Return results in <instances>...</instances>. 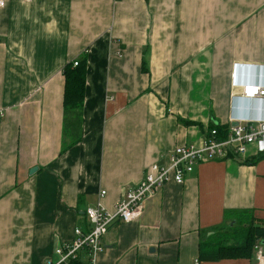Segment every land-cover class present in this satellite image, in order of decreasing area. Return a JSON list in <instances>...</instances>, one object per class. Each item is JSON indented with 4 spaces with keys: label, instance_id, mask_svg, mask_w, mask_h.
<instances>
[{
    "label": "crops",
    "instance_id": "crops-1",
    "mask_svg": "<svg viewBox=\"0 0 264 264\" xmlns=\"http://www.w3.org/2000/svg\"><path fill=\"white\" fill-rule=\"evenodd\" d=\"M84 57L85 102L65 113L63 69ZM247 84L264 85V0H9L0 8V264H46L75 228L88 229L86 209L103 190L113 212L152 164L200 144L210 125L263 118L262 99L232 104ZM251 147L245 161L201 162L146 199L140 218L113 223L97 264H194L232 221L237 231L241 217L264 226V158L254 161L264 153ZM201 264L258 261L253 249Z\"/></svg>",
    "mask_w": 264,
    "mask_h": 264
},
{
    "label": "built area",
    "instance_id": "built-area-1",
    "mask_svg": "<svg viewBox=\"0 0 264 264\" xmlns=\"http://www.w3.org/2000/svg\"><path fill=\"white\" fill-rule=\"evenodd\" d=\"M8 1L0 0V8L5 7ZM77 65L78 60H75L74 66ZM256 98L264 100V85H243L240 91L231 95L232 104L242 99ZM227 124L228 131L224 138L219 136L216 128L209 129L200 144L179 145L169 154L166 163L152 164L139 183L125 189L123 198L113 212L103 205L102 200L106 195V191L103 190L98 203L86 209L88 229L75 228L74 239L57 245L54 250L55 257L49 258L46 264H66L75 258H80L81 264H97L98 256L105 249L103 237L111 225L119 220L128 223L140 218L146 199L171 180L183 184L186 175L192 173L198 164L206 160L234 158L245 161L250 146H255L257 153H264V117L255 119L231 115ZM254 251L258 264H264V244L257 243ZM194 264H201L200 259H196Z\"/></svg>",
    "mask_w": 264,
    "mask_h": 264
},
{
    "label": "trees",
    "instance_id": "trees-1",
    "mask_svg": "<svg viewBox=\"0 0 264 264\" xmlns=\"http://www.w3.org/2000/svg\"><path fill=\"white\" fill-rule=\"evenodd\" d=\"M65 76V94H64V108L65 113L80 112L85 102L86 86H87V58L78 60V65L74 66V62L68 63L63 69ZM1 117V116H0ZM184 123H191L183 120ZM216 128L219 136L224 138L228 131V124L210 125L209 129ZM68 147L65 146L63 150L66 151ZM264 158L259 155L254 161ZM252 161L253 163H255ZM246 217H241L242 230H238L234 225H228L226 233L223 230L216 232L214 235L208 237L204 244L201 243L199 259L201 261H219L223 258L229 257H249L251 256L254 246L257 243L264 244V226L253 225L252 223L246 225ZM245 224V225H244ZM241 226V225H240ZM224 229V228H222ZM239 234L240 240H233L234 242L227 245L225 238L234 236V233ZM226 244V245H225ZM80 258L70 259L66 264H81Z\"/></svg>",
    "mask_w": 264,
    "mask_h": 264
},
{
    "label": "clouds",
    "instance_id": "clouds-1",
    "mask_svg": "<svg viewBox=\"0 0 264 264\" xmlns=\"http://www.w3.org/2000/svg\"><path fill=\"white\" fill-rule=\"evenodd\" d=\"M247 102V104H249L248 102H251V100H244V99H242V100H240L239 102H236L235 104H236V106H235V109H238V108H240L241 110L243 109V108H245L246 107V105L247 104H244V103H246ZM240 106V107H239Z\"/></svg>",
    "mask_w": 264,
    "mask_h": 264
},
{
    "label": "rangeland",
    "instance_id": "rangeland-1",
    "mask_svg": "<svg viewBox=\"0 0 264 264\" xmlns=\"http://www.w3.org/2000/svg\"><path fill=\"white\" fill-rule=\"evenodd\" d=\"M82 57H83V56H82ZM244 104H247V102L244 103ZM251 148H252V147L250 146L249 150H251ZM233 222H234V221H232V222L230 223V225H234Z\"/></svg>",
    "mask_w": 264,
    "mask_h": 264
},
{
    "label": "water",
    "instance_id": "water-1",
    "mask_svg": "<svg viewBox=\"0 0 264 264\" xmlns=\"http://www.w3.org/2000/svg\"><path fill=\"white\" fill-rule=\"evenodd\" d=\"M35 170V169H34ZM33 171V170H32Z\"/></svg>",
    "mask_w": 264,
    "mask_h": 264
}]
</instances>
